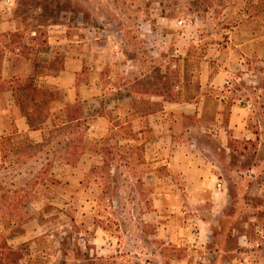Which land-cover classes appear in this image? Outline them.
<instances>
[{"label": "rangeland", "instance_id": "374dc122", "mask_svg": "<svg viewBox=\"0 0 264 264\" xmlns=\"http://www.w3.org/2000/svg\"><path fill=\"white\" fill-rule=\"evenodd\" d=\"M225 2L0 0V264H264V62L261 74L236 86L256 111L258 138L233 143L230 163L227 153L208 151L214 165L217 157L223 164L213 167L223 179L213 187L230 196L225 214L153 207L166 170L147 154L158 140L144 118L164 100L205 96L212 122L218 91L202 73L211 78L216 33L230 27L219 19ZM73 49L88 64L77 77V101L66 105L57 81ZM90 82L99 86L86 104L106 105L104 134L82 120L79 128L54 127L69 111L83 116ZM21 114L44 128L43 141L19 132ZM185 122L196 125V116ZM192 135L197 140L185 142L196 143L197 158L198 148L215 144ZM201 219L210 223L204 235ZM164 223L175 226L174 237L163 235Z\"/></svg>", "mask_w": 264, "mask_h": 264}, {"label": "crops", "instance_id": "0c3cea01", "mask_svg": "<svg viewBox=\"0 0 264 264\" xmlns=\"http://www.w3.org/2000/svg\"><path fill=\"white\" fill-rule=\"evenodd\" d=\"M226 1L225 14L219 19L229 24L230 27L225 32L216 33L217 40L213 44L217 66L212 70L211 78L205 72L202 73L203 82L208 84L211 81L209 86L218 91L215 102L213 101L215 105L212 122L209 123L210 120L204 117L205 96L197 97L195 101L189 103H171L164 100L160 110L149 113L144 118L147 128L156 135L158 140L157 143H148L150 147L147 148V154L153 157L154 161L163 162L166 170L164 175H159V180L164 186L159 187L154 197L155 201H153L154 209L159 212L162 209L168 211L181 209L188 214L195 211L197 207H201L203 214H210V208H213L217 215L225 214L226 209L231 205L230 196H227L226 189L213 187L223 180L219 173L213 170V167L220 168L223 164L217 157L214 165L208 151L227 153L226 156L229 159H226V162L230 163V156L235 151L233 143L240 139L251 141L258 138L257 131L253 130V117L256 111L253 112L252 109L242 104L238 97L240 90L236 89V86L241 83L238 81L242 77L251 76L250 74L256 73L257 70L259 74L263 72L259 64L264 62V0ZM223 39L225 42L222 41ZM67 54L66 66L61 71L59 80L56 81L65 88L67 94L65 104L69 105L77 101L78 92L75 84H77V77L88 64V60L87 55L81 50L73 49ZM86 86L90 88V92L87 89L83 90L84 104H86V99L96 100L93 92L99 85L96 82H90L86 83ZM6 94L10 95L12 92L8 90ZM125 98L130 97L125 96ZM258 99L260 109L264 103L262 88L259 90ZM104 109L106 105L102 102L89 101L84 105L83 117L91 126L89 132L102 135L106 131L108 119L104 115ZM191 115L196 116V125H189L185 122V119ZM135 122L138 126H133V128L139 136H142L143 127L140 126V120H135ZM16 125L19 132L28 133L36 142L43 141L44 128L32 127L27 115L21 114L16 120ZM192 132L215 143L209 145V142L203 148H198V151L201 150L198 158L193 153L196 143L188 144L189 139L185 142L187 136H192L193 141L197 140V137L194 139ZM181 185L186 187L189 195L183 194L184 190L180 188ZM199 193L202 196L203 206L199 204L201 202L197 197ZM209 201L213 202V206ZM197 203L198 206H196ZM249 208L251 209V204ZM201 222L202 235H204L203 233L209 230L206 228H209L210 223L207 219H201ZM161 229L164 236L170 234L174 237L175 226L173 224L164 223Z\"/></svg>", "mask_w": 264, "mask_h": 264}, {"label": "trees", "instance_id": "16d2710c", "mask_svg": "<svg viewBox=\"0 0 264 264\" xmlns=\"http://www.w3.org/2000/svg\"><path fill=\"white\" fill-rule=\"evenodd\" d=\"M35 102L38 103V100L35 98ZM68 113V112H67ZM69 118H67L66 121H62L60 124H54V127H61V126H67L68 127H75V128H79L81 126V120L87 122V120L83 117V116H77L75 115L73 112L69 111ZM68 117V116H67ZM60 118V117H58ZM77 123V124H75ZM32 127H37V126H34V125H31ZM38 128V127H37ZM8 249H10L11 252H15V250H13V248L11 246H8L7 247Z\"/></svg>", "mask_w": 264, "mask_h": 264}]
</instances>
